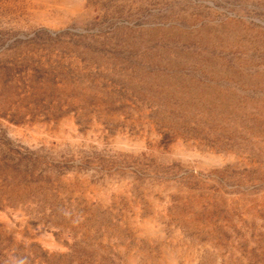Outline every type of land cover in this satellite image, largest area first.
Listing matches in <instances>:
<instances>
[{
  "label": "rangeland",
  "instance_id": "374dc122",
  "mask_svg": "<svg viewBox=\"0 0 264 264\" xmlns=\"http://www.w3.org/2000/svg\"><path fill=\"white\" fill-rule=\"evenodd\" d=\"M0 264H264V0H0Z\"/></svg>",
  "mask_w": 264,
  "mask_h": 264
}]
</instances>
